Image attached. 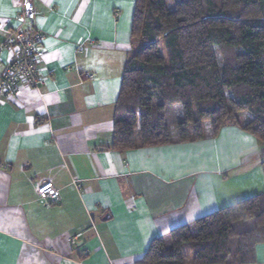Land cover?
Wrapping results in <instances>:
<instances>
[{
  "label": "crops",
  "instance_id": "obj_1",
  "mask_svg": "<svg viewBox=\"0 0 264 264\" xmlns=\"http://www.w3.org/2000/svg\"><path fill=\"white\" fill-rule=\"evenodd\" d=\"M30 2L46 35L42 85L0 106V264H136L152 240L264 194V144L242 130L246 113L216 138L110 149L135 0ZM20 11L0 0V43ZM44 184L58 203L39 200Z\"/></svg>",
  "mask_w": 264,
  "mask_h": 264
},
{
  "label": "trees",
  "instance_id": "obj_2",
  "mask_svg": "<svg viewBox=\"0 0 264 264\" xmlns=\"http://www.w3.org/2000/svg\"><path fill=\"white\" fill-rule=\"evenodd\" d=\"M110 149L216 138L237 115L264 144V0H135ZM264 194L151 241L136 264H254Z\"/></svg>",
  "mask_w": 264,
  "mask_h": 264
},
{
  "label": "built area",
  "instance_id": "obj_3",
  "mask_svg": "<svg viewBox=\"0 0 264 264\" xmlns=\"http://www.w3.org/2000/svg\"><path fill=\"white\" fill-rule=\"evenodd\" d=\"M21 11L16 27L7 30L0 43V106L15 100L22 88L38 91L42 85L39 63L44 56L46 35L34 30L35 8L30 0H18ZM8 53L9 59L2 61ZM38 198L44 204L60 201L58 190L48 184L38 189ZM76 236L72 238L74 244Z\"/></svg>",
  "mask_w": 264,
  "mask_h": 264
}]
</instances>
